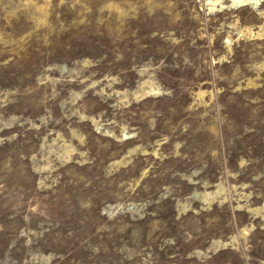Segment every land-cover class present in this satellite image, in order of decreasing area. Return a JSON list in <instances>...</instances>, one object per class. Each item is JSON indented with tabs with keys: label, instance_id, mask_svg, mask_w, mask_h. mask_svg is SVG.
Listing matches in <instances>:
<instances>
[{
	"label": "rangeland",
	"instance_id": "374dc122",
	"mask_svg": "<svg viewBox=\"0 0 264 264\" xmlns=\"http://www.w3.org/2000/svg\"><path fill=\"white\" fill-rule=\"evenodd\" d=\"M0 264H264V0H0Z\"/></svg>",
	"mask_w": 264,
	"mask_h": 264
},
{
	"label": "bare ground",
	"instance_id": "6f19581e",
	"mask_svg": "<svg viewBox=\"0 0 264 264\" xmlns=\"http://www.w3.org/2000/svg\"><path fill=\"white\" fill-rule=\"evenodd\" d=\"M37 4V3H36ZM250 36H254L255 34L253 33V32H250ZM261 33L260 32H258L257 34H256V36H258V37H261ZM230 42V40L228 39V41H227V43H229ZM149 85H150V91L148 92V93H150V92H153V93H155L157 90H156V88H154V86L151 84V83H149ZM201 96V95H204V92H200V94H198V96ZM211 194L210 193H208L207 194V196H210ZM204 199L205 200H207V198L204 196Z\"/></svg>",
	"mask_w": 264,
	"mask_h": 264
}]
</instances>
